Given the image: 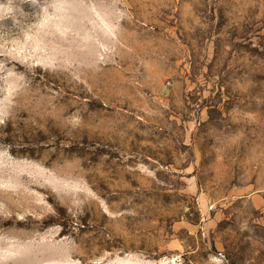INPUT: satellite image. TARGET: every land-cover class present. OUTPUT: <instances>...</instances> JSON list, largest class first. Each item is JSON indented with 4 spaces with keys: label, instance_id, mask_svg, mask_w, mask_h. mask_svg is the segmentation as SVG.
<instances>
[{
    "label": "rangeland",
    "instance_id": "rangeland-1",
    "mask_svg": "<svg viewBox=\"0 0 264 264\" xmlns=\"http://www.w3.org/2000/svg\"><path fill=\"white\" fill-rule=\"evenodd\" d=\"M264 264V0H0V264Z\"/></svg>",
    "mask_w": 264,
    "mask_h": 264
},
{
    "label": "built area",
    "instance_id": "built-area-1",
    "mask_svg": "<svg viewBox=\"0 0 264 264\" xmlns=\"http://www.w3.org/2000/svg\"><path fill=\"white\" fill-rule=\"evenodd\" d=\"M156 264H184L181 254H169L159 258Z\"/></svg>",
    "mask_w": 264,
    "mask_h": 264
}]
</instances>
